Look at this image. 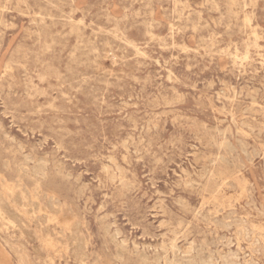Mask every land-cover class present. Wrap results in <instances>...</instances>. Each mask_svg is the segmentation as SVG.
<instances>
[{"label": "rangeland", "instance_id": "1", "mask_svg": "<svg viewBox=\"0 0 264 264\" xmlns=\"http://www.w3.org/2000/svg\"><path fill=\"white\" fill-rule=\"evenodd\" d=\"M0 13V264H264V0Z\"/></svg>", "mask_w": 264, "mask_h": 264}, {"label": "bare ground", "instance_id": "2", "mask_svg": "<svg viewBox=\"0 0 264 264\" xmlns=\"http://www.w3.org/2000/svg\"><path fill=\"white\" fill-rule=\"evenodd\" d=\"M0 224L7 227L18 228L21 232L29 233V228L24 215L20 213L19 210L9 206V204L2 199H0ZM77 246L78 248L76 252L80 253L81 245L77 244Z\"/></svg>", "mask_w": 264, "mask_h": 264}]
</instances>
